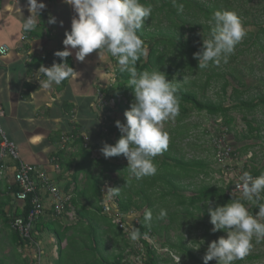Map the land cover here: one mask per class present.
Returning <instances> with one entry per match:
<instances>
[{
  "label": "trees",
  "instance_id": "obj_1",
  "mask_svg": "<svg viewBox=\"0 0 264 264\" xmlns=\"http://www.w3.org/2000/svg\"><path fill=\"white\" fill-rule=\"evenodd\" d=\"M145 6L151 5L152 13L150 17L145 19V24L138 31V36L144 42V54L136 62L138 72L144 70L158 69L166 73V78L172 80H181L186 74H196L198 61L193 57V53L197 52L202 46L203 40L209 38L212 28L202 25L207 21H211L214 12L229 10L235 12V0H176L177 4H183V11L178 12L173 5V0H139ZM204 20V21H201ZM205 27L207 37L201 40L193 41L185 37V32H189L196 27ZM250 34V33H248ZM264 34V27L259 28L254 35L252 45H256ZM63 50V49H58ZM112 63L113 83L114 87L108 91L107 87L98 88V92L103 94L105 99L118 98L124 96L128 98L127 104L117 103V109L124 112L129 109L130 103L134 100L132 90L128 86L129 75L127 72H121L117 63V58L107 52ZM67 59V58H66ZM59 60V57H58ZM67 63L72 67L67 59ZM213 63H209L210 72L204 78L205 87H209L212 81L222 79V93L225 94V88L229 86L225 76L214 69ZM230 76L232 72L230 71ZM235 77V76H234ZM67 80V79H66ZM63 81L59 86L65 84ZM237 86L231 88L228 95V103L213 102L204 96H200L194 90L187 89L185 86L178 84L179 91L177 93L179 99V113L176 115L175 125L172 132L166 131L169 136L168 147L165 151L154 158L157 167L155 175L146 176L140 180L132 177L128 179L122 176L118 181H113L109 187H120L118 196L112 197L115 208L120 213L139 212L141 213L132 221V226L139 229L140 236L137 242L140 243L141 250L135 246L127 244L126 236L122 230L118 229L110 217L102 214L101 196L102 188L106 184L105 181L110 179L109 172L116 169L117 164L108 162L101 157L96 156L100 152L101 142L107 140L109 144H114L120 137L118 129L113 121L109 123L106 120V114L103 109L97 107L95 101V115L97 121V129L95 139L86 142L83 133L84 127L76 123H69V131L64 134V140L59 136L53 135L48 137V141H58L61 145L55 147L48 155L51 164H57L60 168L61 175L57 176L56 181L62 180L60 190L69 195V205L56 214L48 211L47 218L40 216L33 225L31 237L37 241L40 234L47 232L51 234L55 240L56 255L54 264H136L126 259L127 256L141 257L142 264H160L161 257L157 251L147 242V237L157 231L160 220L158 214L161 209L167 212L166 229L178 231L174 242L167 243V250L173 252L181 259H188L193 264H204L196 252L180 238L182 228L188 230L197 229L201 231L200 238L202 241H214L218 237L225 235L223 231L213 233L211 231L213 225L210 223L208 215L207 200L211 205H224L230 202L232 198L241 200L245 204L248 211L252 215H257L259 205L264 204V192L257 200L244 199L241 194L231 192L233 185L239 181V178L232 181L229 180L222 186L210 185L209 183H200L193 187L189 193H184L187 186L183 183L186 179H192L199 175L206 176L207 166L201 160L184 159L179 154L176 139L186 135L184 127V119L193 112H204L210 116H218L222 119V124L226 127L218 136L225 134L229 127L233 124L234 118L232 113L240 114V119L247 126L245 133L238 137L239 141H245L253 137L259 139V131L264 128V122L253 126L255 122V112L258 107H264V92L254 97H244V90L240 89L241 81H237ZM130 94V96H129ZM107 96V98H106ZM96 98V95L94 96ZM106 110V108H105ZM125 119V117H124ZM254 132V133H253ZM226 135V134H225ZM57 137V140H53ZM212 138V147L213 139ZM61 140V141H60ZM69 145L72 151L68 154L65 146ZM231 147L230 157L238 154H246L250 149V144H242L237 149ZM69 148V147H68ZM67 148V149H68ZM121 157H113L119 159ZM96 167L98 171H95ZM245 170L253 177L264 173V157L263 163L259 167L252 166ZM1 182V177H0ZM81 182V184H80ZM137 183V185H136ZM114 184V185H113ZM18 190L15 183L8 185L6 192L0 191V231L6 230L7 238L11 246L18 247L20 250L30 248L31 243L28 239L22 238L15 230L11 228V222L16 217H25L29 210V202L25 200L22 207L12 209V203L15 201L14 193ZM152 197L155 200H152ZM169 200V201H168ZM157 201H161L154 211V205ZM170 202V204H169ZM172 205L174 210H168V206ZM177 207L179 209H177ZM144 208V209H143ZM146 209L152 211V220L145 222L144 212ZM155 212V214H154ZM50 214V215H49ZM200 214V215H199ZM177 217L181 219L177 222ZM196 219L187 222L188 219ZM261 219L264 220V217ZM264 222V221H261ZM106 241L112 242L114 247L120 243V247H116L112 252H108ZM118 241V243H117ZM257 241V240H256ZM264 238L259 242L262 243ZM112 244V245H113ZM129 248L128 251H126ZM18 258V257H17ZM258 255H250L247 257L249 261L258 259ZM19 264H34V260L23 256L17 259ZM241 260L234 261L233 264H239ZM0 264L7 263L5 259H0ZM208 264H215L209 262Z\"/></svg>",
  "mask_w": 264,
  "mask_h": 264
},
{
  "label": "clouds",
  "instance_id": "obj_2",
  "mask_svg": "<svg viewBox=\"0 0 264 264\" xmlns=\"http://www.w3.org/2000/svg\"><path fill=\"white\" fill-rule=\"evenodd\" d=\"M75 13L71 19L70 31H65L63 50L56 51L61 63L49 67L43 65L38 69L46 79L39 82L40 87L50 88L59 85L76 73L67 63V59L75 50V59L84 61L93 51L104 50L117 58L121 72L129 75L128 86L132 90L134 100L124 112L125 121L117 120L115 127L120 133L115 144L104 143L100 149L105 159L123 155L127 159V169L137 180L155 175L157 167L154 158L168 147L169 136L163 130V122L174 118L179 113L178 84L166 78V73L154 70L138 72L136 62L144 54V42L138 36L145 19L152 13L151 5L145 6L139 0H64ZM173 5L178 12L183 11V4ZM46 5L38 0H27L29 15L24 18L22 32L35 30L37 18ZM213 28L209 38L203 40L200 49L193 53L198 61V68L206 69L209 63L217 66L228 63L237 44L246 36L240 18L234 11H216L211 17ZM57 20L49 14L48 24L54 25ZM62 26V22H61ZM0 55H7V49L0 47ZM244 199H260L264 192V173L253 177L244 172L235 185ZM109 198L118 196L120 187H108L105 192ZM208 215L213 225L211 231H223L225 235L208 244L203 256L204 264L215 260L217 264H233L242 260L253 247V237L257 242L264 238V204L259 205L257 215L249 213L247 207L239 199L232 198L224 205L213 207L207 200ZM167 215L161 209L158 219ZM145 222L152 220V211L144 212ZM130 239L139 238V229L135 226L129 231Z\"/></svg>",
  "mask_w": 264,
  "mask_h": 264
},
{
  "label": "rangeland",
  "instance_id": "obj_3",
  "mask_svg": "<svg viewBox=\"0 0 264 264\" xmlns=\"http://www.w3.org/2000/svg\"><path fill=\"white\" fill-rule=\"evenodd\" d=\"M234 7L235 12L240 18V21L246 31V36L241 40L239 44L236 45L233 54H231L228 59V63L225 64L221 62L219 66L214 65V69L221 72L229 83V86L225 88V94L222 93V79L212 81L209 87H205L204 78L210 72V67L197 70V75L194 73H189L186 74L181 80H175L176 83L185 86L187 89L194 90L198 95L204 96L205 98H208L213 102L221 101L224 103V105L230 103L227 97L230 94L231 88L238 85L236 83V79L237 81L242 82V86L240 87V89L244 90L245 98L254 97L264 92V34L260 40H257L256 45L251 44L258 29L264 27V0H235ZM202 25L213 27L211 21H207ZM185 37H188L193 41L201 40L203 37H207L206 29L203 26L196 27L189 32H185ZM109 66V68H106L107 76L105 81L106 83H104V87H107L108 91H110L115 85L113 83V71L111 62L109 63ZM230 71L233 73L232 76H230L229 74ZM98 91L99 90H96L95 95H97ZM95 101L96 98H94V106ZM119 101L129 106V103L126 102L128 101V98L124 96H119L116 99H107L108 104L104 107L103 111L106 114V120H108L109 123L117 120L121 121L122 123L125 121L122 112L116 108ZM231 115L234 118V122L225 132V142L230 144L233 149H237L244 143L250 144L251 147L246 154H238L235 156V158L231 156L228 159H224L223 161H218L215 158L211 143L213 137H217V135H219L221 132H223L224 129H226V127L222 124V119L218 116H210L204 112L196 111L191 112L187 116V118L184 119L183 125L186 129V135L176 139L179 154L183 156L184 159L201 160L206 164L208 173L206 176L199 175L192 179H186V181H183L185 186H187L184 192L185 194L189 193V191H191L193 187L199 185L200 183H209L210 185L222 186L229 180L234 181L239 178L244 172H247L245 170V167L246 169L252 166L259 167L263 163L264 128H261L259 131V139H254L253 137H251L245 141H239L238 137L246 132L247 126L243 121H241L240 114L232 113ZM175 120L176 116L163 122V130L170 131L169 133H171L175 125ZM263 122L264 107L262 108L260 106L255 112V122H253V126H256ZM84 138L86 142L92 141V138H90L87 133L84 134ZM106 141L107 140L101 142V147L104 143H107ZM65 148L67 154L72 151L69 145H66ZM95 155L101 157L105 161L114 162L117 164L116 169H114L113 172L108 173L110 179H107L105 181L106 184L103 186V189L105 191L110 186V184L113 183V181H118V179L122 176L124 177L125 175V177L128 179H131L133 177L127 169V159L123 155H121L119 159H115L113 157L105 159L100 152H97ZM54 169L56 168L54 167ZM95 171H98L97 167ZM152 200H155V198L152 197ZM159 204H162V202L157 201L153 208L154 211L157 212L158 208L155 207H157ZM167 208L170 211L174 210L172 205H169ZM177 209L179 208L177 207ZM141 211L131 213L128 212L123 214L125 215V221L130 224L132 222L131 220H135V218L138 217ZM258 218L260 219V221H264L263 219H261L262 217ZM179 221H181V219L177 217V222L179 223ZM186 221L189 223L190 221H192L191 223H194L196 219L192 218ZM158 224L160 227H156L157 231L153 232L150 237L148 236L146 240L161 257L160 264H193L188 259H181L173 252L167 250L166 244L175 241V239L177 238L176 236L179 235L177 234L178 231L165 228V226L167 225L166 218L160 220ZM180 233V238L184 240V242L196 252V254L203 262V256L207 250L208 244L211 241H202V239L200 238L201 231L197 229L188 230L183 227ZM52 238L53 236L49 233L45 232L42 234L41 240L39 242V246L42 251L40 256V264H54L56 255V249H54L55 242L53 244H49L51 243ZM125 240L128 245L135 246L137 249L141 250L140 243L137 242V240L133 241L130 238H125ZM252 243L253 247L244 257V259L240 261L239 264H264V241L262 243L257 242L256 237L254 236ZM112 244V242L106 241L108 252H112L113 249H116V247L119 248L121 246L120 243L116 247H114V244ZM128 250L129 248L126 251ZM250 255H258L259 258L249 261L247 257ZM23 256L29 258L28 250L26 253L25 251L20 250V248L18 247L16 248L11 246L7 238L6 230H1L0 259H5L7 263L19 264V260L17 259L23 258ZM126 259L129 261L134 260L136 264H142L141 257H138L136 255H126ZM209 262L217 264L215 260L208 261V263Z\"/></svg>",
  "mask_w": 264,
  "mask_h": 264
},
{
  "label": "crops",
  "instance_id": "obj_4",
  "mask_svg": "<svg viewBox=\"0 0 264 264\" xmlns=\"http://www.w3.org/2000/svg\"><path fill=\"white\" fill-rule=\"evenodd\" d=\"M38 2H43L46 7L37 18L36 28L23 33L22 23L29 15L27 0H0V46L8 48L7 55H0V124L7 138L16 146L19 159L44 170L59 188L65 177L56 181L55 178L61 175L60 168L54 169L48 155L62 141L50 142L48 137L56 134L64 140L72 122L84 127L83 135L87 133L90 138L95 137L94 96L96 90L106 83L110 59L106 51L98 50L81 62L75 59V50H71L73 54L67 59L76 72L74 76L67 79L62 87L56 84L48 89L40 87L39 82L46 77L38 69L41 65L49 67L53 62L61 63L54 53L64 49V33L70 31L75 13L64 0ZM49 14L56 18V24H48ZM56 136L53 140H57ZM9 162L6 160L7 164ZM0 177V191L6 192L8 185L14 183L12 171L5 170ZM39 194L44 205L41 217L47 218L48 211H52L51 200L44 190L40 189ZM12 204V209L22 207L17 201ZM51 240L49 244L55 242L54 238ZM27 250L28 257L33 259L32 249H24L26 253Z\"/></svg>",
  "mask_w": 264,
  "mask_h": 264
},
{
  "label": "built area",
  "instance_id": "obj_5",
  "mask_svg": "<svg viewBox=\"0 0 264 264\" xmlns=\"http://www.w3.org/2000/svg\"><path fill=\"white\" fill-rule=\"evenodd\" d=\"M0 47H5L8 52V48L5 45ZM107 104L108 102L103 97V94L98 92L96 95L97 107L102 110ZM0 115H2V111H0ZM213 146L214 156L218 161H223L230 157L231 145L225 142V134L214 138ZM6 160L10 161V164H7ZM54 167L57 169V164H54ZM5 170L12 171L13 182L18 187V190L14 193L15 201L20 202L23 205L24 201L28 200L30 205L25 217H16L12 220L10 224L11 228L22 238L30 241V248L34 253V264H40L42 251L39 242L31 237V230L34 222L42 216L44 211V205L39 191L42 189L48 195L51 200L52 211L56 214H59L66 205H69L70 196L57 188L44 170L36 166L25 164L19 159L16 146L7 138L0 124V175L4 173ZM238 182L233 185L231 192L241 194V191L235 187ZM105 192L106 191L102 188V214L110 217L118 229L122 230L127 234L126 236L130 238L129 231L131 230L132 224L125 221V215H123L125 213H120L115 208L112 198H109Z\"/></svg>",
  "mask_w": 264,
  "mask_h": 264
}]
</instances>
